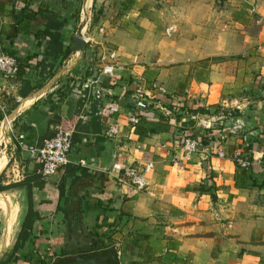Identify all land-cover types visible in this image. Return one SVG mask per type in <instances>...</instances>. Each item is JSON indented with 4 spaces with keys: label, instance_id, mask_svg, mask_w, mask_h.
<instances>
[{
    "label": "crops",
    "instance_id": "1",
    "mask_svg": "<svg viewBox=\"0 0 264 264\" xmlns=\"http://www.w3.org/2000/svg\"><path fill=\"white\" fill-rule=\"evenodd\" d=\"M64 1L0 0V54L12 40L17 57L33 56L32 64L41 60L47 39L39 38L38 44L32 31L44 20L37 15L32 31L10 38L11 14L27 5L32 11L59 12L69 22ZM91 4L98 8L89 23L99 32L94 45L103 48L91 64L84 60L88 74H68L81 55L90 53L86 48L77 54L72 47L68 63L63 62L69 55L42 82L40 75L32 82V68L7 80L0 74V108L8 110L7 122L12 120L26 142L40 144L58 126L72 131L71 162L47 178L7 135L12 143L6 139L7 149L0 154V184H24L0 191L1 243L6 239L8 244L15 228L16 236L20 230L27 185L37 217L17 258L6 264L114 244L122 264H264V0ZM105 68L112 73H103ZM23 79L34 87L25 97L18 94ZM250 84L252 91L246 93ZM138 85L159 95L157 101L167 95L208 113L153 108L129 123ZM218 107L223 113H216ZM115 123L117 133L105 135ZM182 129L202 143L188 160L182 157ZM219 148L226 157L217 156ZM237 151L251 161L248 168L233 161ZM81 159L86 164H78ZM129 164L139 169L141 189L117 182ZM9 195L19 202L11 205ZM13 209L16 222L8 228Z\"/></svg>",
    "mask_w": 264,
    "mask_h": 264
},
{
    "label": "built area",
    "instance_id": "2",
    "mask_svg": "<svg viewBox=\"0 0 264 264\" xmlns=\"http://www.w3.org/2000/svg\"><path fill=\"white\" fill-rule=\"evenodd\" d=\"M110 57H113V54H110ZM20 70L22 69L19 67L18 61L15 59V57L3 53L0 54V74L5 80L16 77ZM105 72L112 73L108 68L104 69L103 73ZM137 89L138 90L134 104V112L127 118L129 123H137L140 120V116L143 115L142 112L150 110V105H152L153 108L166 110V113L172 114L174 112H183L181 108L184 103L181 99L169 96V98H165L164 100H162V102H160L155 99V92L146 93L144 91H141L140 85L137 86ZM170 103L173 105V107L165 109L163 104ZM0 112L2 114V117L0 119H3V122L5 121V132H7L9 136H12L14 138L17 147L25 149L30 157H32L38 163V173L42 177L47 178L54 176L59 170L63 169L68 163L71 162V130H66L58 126L55 128L54 134L44 138L40 142V144H30L26 142L25 135L23 133L15 132L11 119L7 122L9 116L5 114L3 108H0ZM118 125V123L111 125L105 131V135L111 137L116 134L118 131ZM209 126L210 124H206L207 128ZM180 136L181 147L183 151L182 157L188 160L194 153L198 152L201 149L202 143L195 135H189L188 129H182V131L180 132ZM216 153L218 157H226V153L222 148L217 149ZM232 159L238 167H241L243 169H246L251 165V161L245 158L238 151L233 154ZM78 164L84 165L86 164V161L83 159L78 160ZM150 167L151 164L148 163L147 165H145L143 170L148 171ZM138 171L139 169L136 165L129 164L125 166L124 168H122L120 174L118 175L117 182L121 185L133 186L136 189H141L144 186V182L141 180L140 176H138ZM52 259L53 257L47 260L48 264H50Z\"/></svg>",
    "mask_w": 264,
    "mask_h": 264
},
{
    "label": "trees",
    "instance_id": "3",
    "mask_svg": "<svg viewBox=\"0 0 264 264\" xmlns=\"http://www.w3.org/2000/svg\"><path fill=\"white\" fill-rule=\"evenodd\" d=\"M37 15H40V17L44 20L43 27L35 31H32L31 20L34 19ZM11 17H12V24H11L12 32L9 34V37L13 38L16 35L20 34L22 31H32L38 44H40L39 38L47 39V44L44 50L45 55L41 60L36 61L35 63L32 64V61L34 59L33 56H25V57L16 56L15 54L16 52L12 48V44H13L12 40L10 45L11 47L2 48V53L15 57V59L18 61L19 67L22 69L20 70L19 73H22L26 69H31V68L39 69L38 75L42 77L41 80L42 82L46 77L52 75L50 71L53 69L55 62L58 61V64L60 65V63L69 55L71 51L70 46L63 45L62 33H61L62 28L67 24L68 21L66 19H61L57 13L49 12L47 10H43L42 8H39L37 11H32L28 8L27 5L22 6L17 13H12ZM96 18L97 17L94 16V19ZM70 19L77 20L78 16L73 14L70 16ZM33 88L34 87L30 85V81L28 79H23L22 87L18 91V94L21 97H25ZM163 98H169V96L163 95ZM167 105L169 108L173 107L171 103ZM149 108L153 109V106L150 105ZM181 109L183 111L185 110L188 115L190 113L192 114L208 113V111L205 110L202 106L199 105L191 106V105H187L186 103L183 104ZM216 110L217 111L221 110L223 112V110L220 107H218ZM1 117L2 115L0 114V118ZM189 135H193V132L189 131ZM0 179H1V174H0ZM23 184L24 181L18 182L16 184H12V183L7 185L0 184V191L9 189L11 187L20 186ZM26 198H27V210L21 221L20 230L16 236V239L9 254L7 255V258L1 261L0 264L9 263L10 261L15 260L17 258L16 252L18 248L21 246V244L25 241L27 236L29 235L30 229L32 227V223L37 217V214L32 207L31 191L28 185L26 189ZM93 249H96V247L93 246ZM29 264H48V261H46L44 258L42 259L36 258L34 262L31 261L29 262Z\"/></svg>",
    "mask_w": 264,
    "mask_h": 264
},
{
    "label": "rangeland",
    "instance_id": "4",
    "mask_svg": "<svg viewBox=\"0 0 264 264\" xmlns=\"http://www.w3.org/2000/svg\"><path fill=\"white\" fill-rule=\"evenodd\" d=\"M64 1V0H63ZM84 3H86V2H84V0H65L63 3H62V6L64 7V9H65V12H66V17L68 16V19L70 18V16L71 15H77L78 16V19L77 20H75V19H71V21H69L70 22V25H69V27L67 26L66 27V29H67V32L65 31V33H63L62 35L64 36L63 37V42H64V46H70V47H72V45H73V40H72V37H73V35H74V33H75V30H76V28H77V26L79 25V23H81V22H84L85 24H86V26L84 25V28H83V31H82V33H83V35H84V38H86L87 40H88V38H89V40H88V42H86V48H88V51H90V53H88V55L86 54V53H84L83 55H81V58L78 60V64H77V67H75V69L73 68V70H75V71H70V72H68V74H77V72H81L82 74H84V72L87 70H85V64H84V60H85V62H87L88 64H91V58L92 57H97L98 55H97V53H99L100 52V50L103 48V47H101V45H94V42H98V30L97 29H95V27L94 28H92V27H90L89 26V23L92 21V18L94 17V15H95V13H96V10H98V8L96 7V6H93L92 4H91V0L89 1V4H88V8H87V11H86V13H84L83 14V12H81L82 11V9H83V5H84ZM65 4V5H64ZM60 7V6H59ZM57 14H59V12H56ZM84 15V16H83ZM65 17V18H66ZM69 22H67V24H69ZM66 24V25H67ZM97 46L98 47H100V48H97ZM109 47H107V48H105V49H108ZM107 51V50H106ZM77 54H79L78 52H76ZM112 54V53H111ZM114 54V53H113ZM74 55V54H73ZM72 56V54H69V56H68V59L67 60H64V65H66L67 63H68V61L70 60V57ZM86 58V59H85ZM73 59L71 58V61H72ZM62 63V64H63ZM62 64L61 65H59L58 64V61H56L55 62V68H53V70H51L50 71V73L51 74H53L54 72H56L57 71V69L58 68H60L61 66H62ZM79 66V67H78ZM90 66V65H89ZM88 70L86 71V73L88 74ZM91 73V72H90ZM98 73V72H97ZM28 74H30L31 76H30V78H32L31 80H32V82H35V77L38 75V71L37 70H31V71H29L28 72ZM46 76H48V75H46ZM45 76V77H46ZM254 76H255V72H254V75H253V78H254ZM253 80V79H252ZM68 82V79H67V81H66V83L65 84H69V82ZM252 82V81H251ZM36 83V82H35ZM63 86V85H62ZM252 91V87H251V84H250V86L246 89V93H249V92H251ZM158 96L159 95H155V99H157L158 100ZM248 97H250L251 99H252V97L253 96H248ZM12 99V97H10V98H8V101L11 103V100ZM253 104V103H252ZM217 109V108H216ZM213 110H215V109H213ZM4 112H5V114H7L8 115V110H6V109H4ZM214 112H216V111H214ZM217 114H220V113H223L221 110H219V111H217L216 112ZM233 113V112H232ZM0 114H1V112H0ZM2 115V114H1ZM3 120V119H2ZM1 119H0V122L2 121ZM12 125H13V122H12ZM13 128H14V125H13ZM3 132H5V131H3ZM7 135H8V133L7 132H5V134H4V137H3V135H2V133H1V131H0V154L2 153L3 154V152H2V150L4 151V153H5V150L7 149L6 148V145L4 146V143H7V141H6V139H7ZM8 137H9V135H8ZM7 140H9V143H12L11 141H10V139H7ZM9 145V144H8ZM12 145V144H11ZM12 147V146H11ZM239 168H241V167H239ZM13 198H12V197ZM9 195V197H11L10 198V200H11V205L12 204H17L19 201V199H18V196L16 195V196H13V195ZM15 201H17V202H15ZM1 206L4 208L5 207V205H4V203H2L1 202ZM8 228H11L12 226H14V224H15V222H16V218H17V209H13L12 210V212H9L8 213ZM4 219H5V214H4V212L0 209V244H2V250H0V262L5 258V256L10 252V250H11V247H12V245H13V243H14V240H15V237H16V228H15V231L13 232V235L11 236V239L9 240V243L7 244V240L5 239L4 241H3V243H1V239H2V222L4 221ZM7 244V245H6Z\"/></svg>",
    "mask_w": 264,
    "mask_h": 264
},
{
    "label": "water",
    "instance_id": "5",
    "mask_svg": "<svg viewBox=\"0 0 264 264\" xmlns=\"http://www.w3.org/2000/svg\"><path fill=\"white\" fill-rule=\"evenodd\" d=\"M85 23L81 22L77 26L72 37V52L83 54L86 51V40L82 33ZM6 225V222H5ZM2 250V247L0 248ZM50 264H122L120 260V248L117 244L104 248L56 256Z\"/></svg>",
    "mask_w": 264,
    "mask_h": 264
},
{
    "label": "bare ground",
    "instance_id": "6",
    "mask_svg": "<svg viewBox=\"0 0 264 264\" xmlns=\"http://www.w3.org/2000/svg\"><path fill=\"white\" fill-rule=\"evenodd\" d=\"M89 1H90V0H88L86 3H84V5H83V9H82L83 11H85V10H86V7L88 6V4H89ZM0 168H1V167H0Z\"/></svg>",
    "mask_w": 264,
    "mask_h": 264
}]
</instances>
